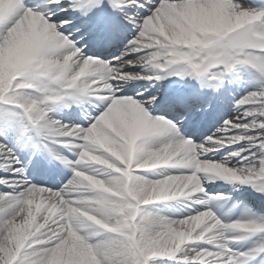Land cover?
<instances>
[{
    "label": "snow or ice",
    "instance_id": "6c2138e0",
    "mask_svg": "<svg viewBox=\"0 0 264 264\" xmlns=\"http://www.w3.org/2000/svg\"><path fill=\"white\" fill-rule=\"evenodd\" d=\"M0 264H264V0H0Z\"/></svg>",
    "mask_w": 264,
    "mask_h": 264
},
{
    "label": "bare ground",
    "instance_id": "6f19581e",
    "mask_svg": "<svg viewBox=\"0 0 264 264\" xmlns=\"http://www.w3.org/2000/svg\"><path fill=\"white\" fill-rule=\"evenodd\" d=\"M163 83L167 84L168 81H164ZM243 91H244L243 87H237V88H234L231 91V93L228 95V98L226 99V108H225V111L232 107V104H233L234 100L236 98H238L240 95H242L243 94ZM208 124H207V126H208ZM226 187H231V186H226ZM239 193L243 194L241 191H239ZM176 207L178 208L179 205H177Z\"/></svg>",
    "mask_w": 264,
    "mask_h": 264
},
{
    "label": "rangeland",
    "instance_id": "374dc122",
    "mask_svg": "<svg viewBox=\"0 0 264 264\" xmlns=\"http://www.w3.org/2000/svg\"><path fill=\"white\" fill-rule=\"evenodd\" d=\"M219 183V182H218Z\"/></svg>",
    "mask_w": 264,
    "mask_h": 264
}]
</instances>
